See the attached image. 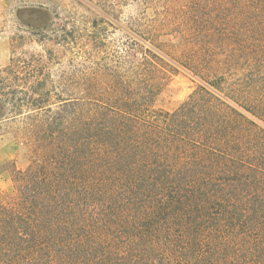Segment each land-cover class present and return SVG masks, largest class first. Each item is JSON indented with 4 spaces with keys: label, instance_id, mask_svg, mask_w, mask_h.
<instances>
[{
    "label": "trees",
    "instance_id": "obj_1",
    "mask_svg": "<svg viewBox=\"0 0 264 264\" xmlns=\"http://www.w3.org/2000/svg\"><path fill=\"white\" fill-rule=\"evenodd\" d=\"M233 44L236 81L205 80L172 112L151 72L99 99L16 106L37 113L26 168L0 164V264H264V28ZM215 93L242 112L225 117Z\"/></svg>",
    "mask_w": 264,
    "mask_h": 264
},
{
    "label": "rangeland",
    "instance_id": "obj_2",
    "mask_svg": "<svg viewBox=\"0 0 264 264\" xmlns=\"http://www.w3.org/2000/svg\"><path fill=\"white\" fill-rule=\"evenodd\" d=\"M262 27L264 0H0V164L23 170L31 159L22 143L37 112L16 106L99 99V90L151 72L155 108L172 112L205 80L236 81L225 56ZM215 95L205 99L225 117L242 112ZM12 192L5 172L0 196Z\"/></svg>",
    "mask_w": 264,
    "mask_h": 264
}]
</instances>
